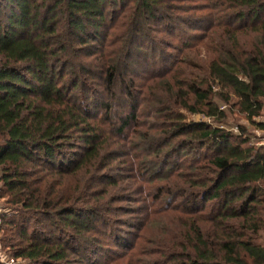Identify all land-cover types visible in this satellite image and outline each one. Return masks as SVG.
<instances>
[{
    "label": "trees",
    "instance_id": "obj_1",
    "mask_svg": "<svg viewBox=\"0 0 264 264\" xmlns=\"http://www.w3.org/2000/svg\"><path fill=\"white\" fill-rule=\"evenodd\" d=\"M234 108L264 131V0H0L3 249L264 264V144Z\"/></svg>",
    "mask_w": 264,
    "mask_h": 264
},
{
    "label": "rangeland",
    "instance_id": "obj_2",
    "mask_svg": "<svg viewBox=\"0 0 264 264\" xmlns=\"http://www.w3.org/2000/svg\"><path fill=\"white\" fill-rule=\"evenodd\" d=\"M203 25H205V22L203 23ZM235 109L236 108H234V111L227 117V121H228L227 125L228 126L231 125V127H233L234 131H236V125H240V126L244 127V129H247V133H251V134L255 135V141L257 143H259V144L263 143L264 144V131L257 130L256 128H254L249 122L246 121V119L244 118V115L239 114L237 112V110H235ZM262 115H264V108L262 110ZM186 116L188 117L189 120H192V121H200V120L208 121L206 118L202 117L201 115L186 114ZM2 207L3 206L0 202V212L5 211ZM1 235L2 234L0 231V238H1ZM260 241H264V232L261 234V240ZM138 258H142V256H136V257L130 256L131 262H124L123 264H133V263H135L134 261L135 260L137 261ZM0 264H24V260L19 259V258L15 259L11 255L6 253L5 249H3V247L0 243Z\"/></svg>",
    "mask_w": 264,
    "mask_h": 264
},
{
    "label": "built area",
    "instance_id": "obj_3",
    "mask_svg": "<svg viewBox=\"0 0 264 264\" xmlns=\"http://www.w3.org/2000/svg\"><path fill=\"white\" fill-rule=\"evenodd\" d=\"M262 119H264V116L262 117ZM263 144V143H262ZM12 262V261H11Z\"/></svg>",
    "mask_w": 264,
    "mask_h": 264
}]
</instances>
